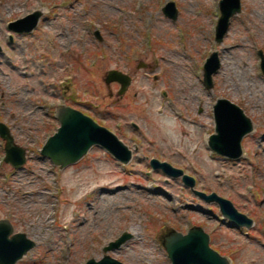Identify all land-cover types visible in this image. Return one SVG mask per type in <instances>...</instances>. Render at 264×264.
Returning <instances> with one entry per match:
<instances>
[{
	"label": "rangeland",
	"instance_id": "1",
	"mask_svg": "<svg viewBox=\"0 0 264 264\" xmlns=\"http://www.w3.org/2000/svg\"><path fill=\"white\" fill-rule=\"evenodd\" d=\"M217 1L0 0V123L27 157L18 170L6 163L0 136V219L11 218L35 242L16 264L98 261L124 232L131 238L109 256L171 264L161 236L192 227L203 228L231 264H264V0H240L220 44ZM169 2L176 20L163 12ZM37 11L32 32L12 30ZM215 51L220 68L208 89L203 66ZM110 70L131 77L124 93L105 83ZM220 98L255 126L239 160L207 144ZM62 104L115 133L132 160L123 164L95 146L61 170L41 155L59 127L54 105ZM152 159L195 178L196 190L231 201L253 227H234L181 178L153 170Z\"/></svg>",
	"mask_w": 264,
	"mask_h": 264
},
{
	"label": "water",
	"instance_id": "2",
	"mask_svg": "<svg viewBox=\"0 0 264 264\" xmlns=\"http://www.w3.org/2000/svg\"><path fill=\"white\" fill-rule=\"evenodd\" d=\"M220 17L215 29V41L221 43L229 30L231 19L241 12L240 0H220ZM166 17L177 18V9L173 2L163 8ZM42 11L27 15L10 26L16 32H32L38 25ZM96 35L99 34L95 32ZM260 55V69L264 75V56ZM220 68L218 52H212L203 66V83L208 89L213 88V76ZM117 82L124 93L131 84V77L118 70H110L105 78L107 85ZM57 120L60 127L48 139L41 154L47 157L55 166L62 170L80 161L91 148L97 146L104 149L116 160L128 164L132 159V151L112 131L99 125L91 117L71 107L59 108ZM215 133L208 139L210 148L219 156L239 160L243 156L242 142L253 133L254 123L242 108L231 101L220 98L214 105ZM0 136L5 141V161L15 169H20L26 163V150L15 144L9 128L0 123ZM150 165L153 170H162L170 178H181L185 187L207 204L215 203L224 219L234 223V227L250 229L254 221L240 213L228 199L216 193L206 194L196 190V180L185 174L183 170L174 168L167 162L152 159ZM12 227L9 222L0 220V264H16L24 255L35 247V242L25 234H16L9 238ZM131 235L124 232L115 241L109 242L103 248V257L97 261L90 259L86 264H123L107 254L119 249ZM162 246L167 252L171 264H230L229 260L221 256L210 247V236L201 227H192L186 234L170 230L161 236Z\"/></svg>",
	"mask_w": 264,
	"mask_h": 264
},
{
	"label": "flooded vegetation",
	"instance_id": "3",
	"mask_svg": "<svg viewBox=\"0 0 264 264\" xmlns=\"http://www.w3.org/2000/svg\"><path fill=\"white\" fill-rule=\"evenodd\" d=\"M217 10H218V17H219V15H220V12H219V0L217 1ZM60 107H61V105L60 106L54 105L53 109L57 111V109H59ZM54 113H55V111H54ZM56 114L57 113H55V115ZM132 126L135 127L136 125L132 124ZM134 151L137 152L138 148H134ZM8 215L12 216V214H10V213ZM0 220H5V221L9 222V224L12 227V233L9 235V238H11L13 235L19 234V232L16 231L15 224L13 223L11 218L10 219L9 218H3V219L1 218Z\"/></svg>",
	"mask_w": 264,
	"mask_h": 264
}]
</instances>
